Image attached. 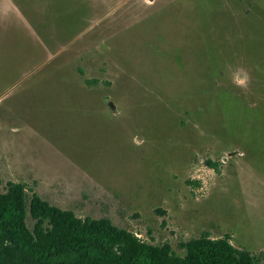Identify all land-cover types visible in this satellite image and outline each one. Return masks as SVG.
Returning <instances> with one entry per match:
<instances>
[{"label": "rangeland", "instance_id": "rangeland-1", "mask_svg": "<svg viewBox=\"0 0 264 264\" xmlns=\"http://www.w3.org/2000/svg\"><path fill=\"white\" fill-rule=\"evenodd\" d=\"M0 179L264 264V0H0Z\"/></svg>", "mask_w": 264, "mask_h": 264}, {"label": "trees", "instance_id": "trees-1", "mask_svg": "<svg viewBox=\"0 0 264 264\" xmlns=\"http://www.w3.org/2000/svg\"><path fill=\"white\" fill-rule=\"evenodd\" d=\"M24 183L0 179V264H255L256 257L236 248L230 235L213 239L205 233L186 243V254L168 245L144 242L107 218H81L33 194L27 225Z\"/></svg>", "mask_w": 264, "mask_h": 264}, {"label": "crops", "instance_id": "crops-1", "mask_svg": "<svg viewBox=\"0 0 264 264\" xmlns=\"http://www.w3.org/2000/svg\"><path fill=\"white\" fill-rule=\"evenodd\" d=\"M126 1V0H125Z\"/></svg>", "mask_w": 264, "mask_h": 264}]
</instances>
